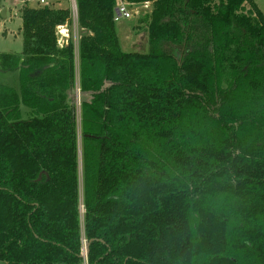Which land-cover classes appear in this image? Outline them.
Returning <instances> with one entry per match:
<instances>
[{
  "label": "trees",
  "instance_id": "16d2710c",
  "mask_svg": "<svg viewBox=\"0 0 264 264\" xmlns=\"http://www.w3.org/2000/svg\"><path fill=\"white\" fill-rule=\"evenodd\" d=\"M118 1L76 0L78 77L71 8H22V60H1L21 82H0V264H264L263 12L128 0L151 8L147 51H126Z\"/></svg>",
  "mask_w": 264,
  "mask_h": 264
},
{
  "label": "rangeland",
  "instance_id": "374dc122",
  "mask_svg": "<svg viewBox=\"0 0 264 264\" xmlns=\"http://www.w3.org/2000/svg\"><path fill=\"white\" fill-rule=\"evenodd\" d=\"M259 9L264 14V0H254ZM49 3L54 7H69L71 8L73 0H46L45 4ZM40 5V0H0V82L14 87L19 91L21 82V70H6L1 64L2 56L15 54L22 60L23 38L20 30L22 20L20 13L24 5ZM151 6V5H150ZM131 6L133 13L129 19H121L116 24V30L120 39L122 48L126 51H140L145 52L148 49V36L145 30V24L140 20L151 7ZM73 18V17H72ZM71 30V41L74 45H78L81 35L84 30L79 27L78 22L73 19L69 25ZM76 53V75L79 76V68ZM77 111L78 127L81 123V103H75ZM24 110L26 107H24ZM22 108V115H23ZM24 116L28 117L25 111ZM80 133V129H79ZM80 179H81V197H82V167L80 165ZM84 210L82 211L83 214ZM87 264V262H85Z\"/></svg>",
  "mask_w": 264,
  "mask_h": 264
},
{
  "label": "built area",
  "instance_id": "2783aa9c",
  "mask_svg": "<svg viewBox=\"0 0 264 264\" xmlns=\"http://www.w3.org/2000/svg\"><path fill=\"white\" fill-rule=\"evenodd\" d=\"M41 3L46 2V0H40ZM151 5L150 1H145L143 3H130L128 0H119L118 4L116 6L115 10V15H114V21L117 22L121 19H129L132 17L133 13L131 11V6H142V7H149ZM71 11H72V17L75 22H78V12H77V6L76 3L73 0V4L71 6ZM58 40L60 45H64L68 43L71 39V30L68 26H59L58 27ZM75 46V52L77 53L78 56V45ZM78 61V58H77ZM80 88L79 84L77 82V88H76V93H77V100L79 101L80 98ZM80 102V101H79ZM83 249H84V254L86 252V239L83 237Z\"/></svg>",
  "mask_w": 264,
  "mask_h": 264
},
{
  "label": "water",
  "instance_id": "95a60500",
  "mask_svg": "<svg viewBox=\"0 0 264 264\" xmlns=\"http://www.w3.org/2000/svg\"><path fill=\"white\" fill-rule=\"evenodd\" d=\"M74 2L76 3V0H74ZM76 6H77V4H76ZM75 93H76V91H75ZM79 98H80V103H82V102H85L86 100H87V95H85L84 94V92H80V96H79ZM78 100H77V93H76V97H75V100L73 101V104L75 105V103L77 102ZM84 256L85 257H87L88 256V249H87V246H86V252H85V254H84Z\"/></svg>",
  "mask_w": 264,
  "mask_h": 264
},
{
  "label": "crops",
  "instance_id": "0c3cea01",
  "mask_svg": "<svg viewBox=\"0 0 264 264\" xmlns=\"http://www.w3.org/2000/svg\"><path fill=\"white\" fill-rule=\"evenodd\" d=\"M120 40V39H119ZM121 43V42H120ZM122 46V45H121Z\"/></svg>",
  "mask_w": 264,
  "mask_h": 264
}]
</instances>
